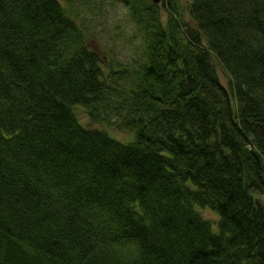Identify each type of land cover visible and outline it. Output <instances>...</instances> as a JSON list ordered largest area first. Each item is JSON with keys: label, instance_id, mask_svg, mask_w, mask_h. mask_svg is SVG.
<instances>
[{"label": "trees", "instance_id": "16d2710c", "mask_svg": "<svg viewBox=\"0 0 264 264\" xmlns=\"http://www.w3.org/2000/svg\"><path fill=\"white\" fill-rule=\"evenodd\" d=\"M64 3L0 0V264H264V0Z\"/></svg>", "mask_w": 264, "mask_h": 264}, {"label": "rangeland", "instance_id": "374dc122", "mask_svg": "<svg viewBox=\"0 0 264 264\" xmlns=\"http://www.w3.org/2000/svg\"><path fill=\"white\" fill-rule=\"evenodd\" d=\"M65 5L64 0H60ZM165 1V0H164ZM161 4V3H160ZM102 18L91 26L88 44L90 48L100 53L105 65H110V60L113 58L116 62L126 63L133 56V46L131 43L132 35L130 25L124 21L125 10L121 6L105 4ZM220 80L224 86H227L229 79L223 69L218 67ZM82 125L88 128H97L106 130L115 139L127 143L131 139L128 132L120 131L108 124H92L83 109L76 110ZM203 217L213 223H218V217L209 210L201 211Z\"/></svg>", "mask_w": 264, "mask_h": 264}, {"label": "water", "instance_id": "95a60500", "mask_svg": "<svg viewBox=\"0 0 264 264\" xmlns=\"http://www.w3.org/2000/svg\"><path fill=\"white\" fill-rule=\"evenodd\" d=\"M160 0H155V2H159Z\"/></svg>", "mask_w": 264, "mask_h": 264}]
</instances>
